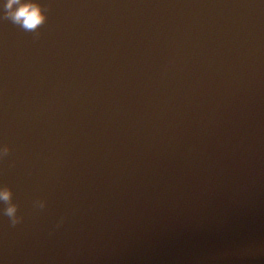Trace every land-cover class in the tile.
<instances>
[{
	"label": "water",
	"instance_id": "water-1",
	"mask_svg": "<svg viewBox=\"0 0 264 264\" xmlns=\"http://www.w3.org/2000/svg\"><path fill=\"white\" fill-rule=\"evenodd\" d=\"M43 2L0 18V264H264V0Z\"/></svg>",
	"mask_w": 264,
	"mask_h": 264
},
{
	"label": "clouds",
	"instance_id": "clouds-1",
	"mask_svg": "<svg viewBox=\"0 0 264 264\" xmlns=\"http://www.w3.org/2000/svg\"><path fill=\"white\" fill-rule=\"evenodd\" d=\"M50 5L43 0H0V18H8L14 24L25 30L33 31L39 35V27L48 19ZM7 143H0V158L10 152ZM0 201L8 202L4 211L12 218L15 225L20 221L17 216V206L11 203V190L7 185H0ZM39 206H44V201H39Z\"/></svg>",
	"mask_w": 264,
	"mask_h": 264
}]
</instances>
